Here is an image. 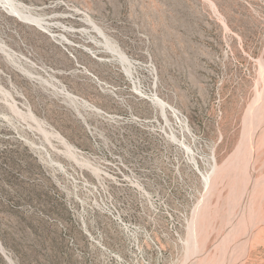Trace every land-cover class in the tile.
Masks as SVG:
<instances>
[{
  "label": "rangeland",
  "instance_id": "374dc122",
  "mask_svg": "<svg viewBox=\"0 0 264 264\" xmlns=\"http://www.w3.org/2000/svg\"><path fill=\"white\" fill-rule=\"evenodd\" d=\"M15 1L0 264H264V0Z\"/></svg>",
  "mask_w": 264,
  "mask_h": 264
},
{
  "label": "bare ground",
  "instance_id": "6f19581e",
  "mask_svg": "<svg viewBox=\"0 0 264 264\" xmlns=\"http://www.w3.org/2000/svg\"><path fill=\"white\" fill-rule=\"evenodd\" d=\"M0 5H2V6H5V7H10L11 8V10L13 11V12H15L17 15H19V16H21V17H25V18H30V16H26V15H24V13H22V10H21V4L18 2V1H15V0H0ZM60 17H62V16H60ZM32 19H34V20H38V19H35V18H33V17H31ZM52 23V22H51ZM49 24V23H48ZM59 24V23H58ZM54 25V24H53ZM55 27H58V25L57 26H55ZM50 28V27H49ZM262 91V90H261ZM260 100V99H259ZM258 100V101H259ZM258 103V102H257ZM261 113V112H260ZM261 123V122H260ZM261 125H264V123H262ZM252 126V125H251ZM256 127V126H255ZM263 128V127H262ZM254 129L255 128H253V131H254ZM256 131V130H255ZM254 133V132H253ZM252 133V134H253ZM254 134H256V133H254ZM251 138V137H250ZM253 138H252V144H253ZM243 145V144H242ZM248 145V144H247ZM238 147V146H237ZM249 148V147H248ZM244 149H246V148H244ZM254 149H255V147L252 145L251 146V150H250V152H253L254 153ZM241 150V149H240ZM247 150V149H246ZM245 150V152H247ZM237 153V152H236ZM252 153V154H253ZM238 156V155H237ZM253 156V155H252ZM244 159H245V157H243ZM253 158V157H252ZM245 161H247L246 159H245ZM244 161H242V163H243ZM215 163H216V161H215ZM249 163V162H248ZM250 163H251V160H250ZM235 164V163H234ZM237 164H238V162H237ZM239 164H241V162L239 163ZM253 164V163H252ZM215 165V164H214ZM218 165V164H217ZM216 166V165H215ZM240 167H242V164L241 165H239ZM238 166V167H239ZM240 167H239V169L238 170H240ZM215 168V167H214ZM235 170V169H234ZM248 170V169H247ZM246 170V171H247ZM250 172H251V176H252V174H253V166L251 167V170H250ZM212 173V172H211ZM233 173V172H232ZM243 173V172H242ZM245 173H247V172H245ZM246 176L247 175H249V174H245ZM212 176V175H211ZM233 176V175H232ZM208 177H210L209 175H208ZM249 178V177H248ZM247 178V179H248ZM251 178V177H250ZM250 178H249V180H250ZM253 178V177H252ZM235 179V178H234ZM258 179V178H257ZM230 180V179H229ZM236 180V179H235ZM248 180V181H249ZM252 180V179H251ZM254 180V179H253ZM255 181V180H254ZM207 192H210L212 189H215L214 187H215V183H217L216 182V180H215V178H208L207 179ZM243 184V183H242ZM217 185V184H216ZM244 186V185H243ZM248 189V188H247ZM252 189V188H251ZM236 190V189H235ZM214 191V190H213ZM215 191H217V189L215 190ZM237 191V190H236ZM249 191H247V193H248ZM211 193V192H210ZM214 193H216V192H214ZM262 193V192H261ZM208 194V193H207ZM213 193H211L210 195H212ZM234 194H235V192H234ZM205 195V194H204ZM210 197V196H209ZM204 198V197H203ZM247 198H248V195H247ZM246 198V199H247ZM206 199V198H205ZM251 199H252V197H251ZM200 201V200H199ZM205 201V200H204ZM203 201V202H204ZM230 204V203H229ZM214 205V204H213ZM249 205V204H248ZM201 206H203V205H201ZM200 206V207H201ZM206 206V205H205ZM200 210V209H199ZM242 210V209H241ZM201 211V210H200ZM251 212V211H250ZM253 213V212H252ZM196 214V213H195ZM208 214V213H207ZM219 214V213H218ZM236 214V213H235ZM201 217V216H200ZM236 217V216H235ZM203 218V217H202ZM215 218V217H214ZM195 219H197V218H195ZM196 221V220H195ZM208 221H209V219H208ZM253 222V221H252ZM207 225V224H206ZM192 226H193V223H192ZM192 229V228H191ZM194 234V233H193ZM196 238V237H195ZM226 239V238H225ZM203 243V242H202ZM196 244V243H195ZM193 245H194V242H193ZM196 247V246H195ZM202 248V247H201ZM226 248V247H225ZM228 250V249H227ZM196 252V251H195ZM192 253V252H191ZM199 254H201V253H199ZM244 254V253H243ZM199 256V255H198ZM245 256H243V258H244ZM196 257H194V259H195ZM193 259V260H194ZM245 259V258H244ZM198 260V259H197ZM242 260V259H241ZM198 262V261H197ZM191 263V262H190ZM238 264V263H237Z\"/></svg>",
  "mask_w": 264,
  "mask_h": 264
}]
</instances>
